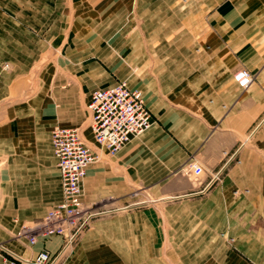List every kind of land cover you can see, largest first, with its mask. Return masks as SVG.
Returning a JSON list of instances; mask_svg holds the SVG:
<instances>
[{"label": "crops", "instance_id": "crops-1", "mask_svg": "<svg viewBox=\"0 0 264 264\" xmlns=\"http://www.w3.org/2000/svg\"><path fill=\"white\" fill-rule=\"evenodd\" d=\"M247 6L0 0V242L22 257L61 249L67 237L30 247L21 232L62 201L51 131L89 137L91 93L125 81L152 125L88 165L91 216L57 264H264V12ZM139 35L152 37L146 54ZM242 69L254 75L244 88ZM192 163L202 172H182Z\"/></svg>", "mask_w": 264, "mask_h": 264}, {"label": "built area", "instance_id": "built-area-1", "mask_svg": "<svg viewBox=\"0 0 264 264\" xmlns=\"http://www.w3.org/2000/svg\"><path fill=\"white\" fill-rule=\"evenodd\" d=\"M236 78L239 84L246 87L253 76L243 69L236 74ZM86 109L93 140L110 155L116 154L128 141L140 136L152 125L142 91L128 87L125 81L94 90ZM51 143L61 182L62 201L40 220L32 222V226L23 225L21 232L27 234L30 247L39 239L51 237H67V241L54 254L42 248L34 257L19 256L0 242V264H57L65 246L91 216L82 201V181L88 165L97 159V154L84 143L77 127L54 126ZM194 169L198 174L199 167ZM189 171L190 168L184 170L185 173Z\"/></svg>", "mask_w": 264, "mask_h": 264}, {"label": "rangeland", "instance_id": "rangeland-1", "mask_svg": "<svg viewBox=\"0 0 264 264\" xmlns=\"http://www.w3.org/2000/svg\"><path fill=\"white\" fill-rule=\"evenodd\" d=\"M186 2L188 0H185ZM259 0H248V6L247 7H244V10L246 11H249V12H264V7H259V3H258ZM145 21L144 20H139V24H143ZM126 23V26L128 27V24L129 21H125ZM142 27V26H140ZM133 39L137 38V43H134L135 47L136 46H139L140 47V50L142 51L143 54H146L145 50H146V47H147V43L149 44L152 40V37L150 36H146V35H139V36H136V37H131ZM162 37L161 36H157V37H154L155 42H157V40L161 39ZM166 42H169V43H177V39H179L178 35H171L169 37H166L164 36ZM112 37H106V42L107 44L109 45L111 42H112ZM126 39H130V37H126ZM129 42V41H127ZM188 42V40L186 39V43ZM132 69L135 71L136 70V67H132ZM243 70V69H242ZM247 70V69H246ZM140 70H137L135 71L136 73L139 72ZM248 71V70H247ZM250 72V71H249ZM238 73V72H237ZM251 73V72H250ZM252 74V73H251ZM252 76H254L252 74ZM234 80L239 84L238 82V79L236 78V75H234ZM241 87H243L241 84H239ZM137 86H142L144 89L146 87V84H140V85H137ZM244 88V87H243ZM145 100V99H144ZM89 122V121H88ZM91 133V132H90ZM83 140H84V143L92 150L94 151L97 156H104V155H110L108 154V152L106 151V149L100 147L98 144L95 143V141L93 140L91 134L89 137H83ZM98 151L99 154L96 152ZM112 156V155H110ZM190 174H192V176L195 174V175H198L200 172H202V167L199 165V164H196V163H192L190 166ZM188 167V168H189ZM195 167H199L200 171H198V174H196V169H194ZM186 168V169H188ZM182 172H184V170H182ZM185 173V172H184ZM188 174V173H187ZM26 225H29V226H32V223H26ZM219 238L222 239L224 241V243L229 246V247H233V244H234V241H235V237L233 235H231L229 233L228 230H223V231H220L219 232ZM173 242V239H169V241L167 240L166 243H165V247H164V251H172L174 250L175 251V246L172 244Z\"/></svg>", "mask_w": 264, "mask_h": 264}]
</instances>
